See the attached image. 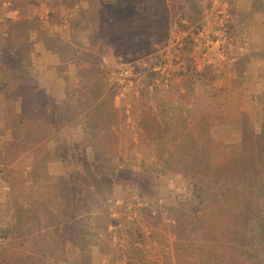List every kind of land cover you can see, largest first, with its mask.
<instances>
[{"label":"rangeland","instance_id":"rangeland-1","mask_svg":"<svg viewBox=\"0 0 264 264\" xmlns=\"http://www.w3.org/2000/svg\"><path fill=\"white\" fill-rule=\"evenodd\" d=\"M52 1L57 4L49 10ZM89 1L95 0H0L1 148L8 151L17 139L25 142L15 145L0 164V209L8 213L17 202L33 215L30 227L39 225L40 230L33 232L38 241L52 245L49 253L62 247L59 239L63 226L58 222L54 197L62 190L59 177L64 168L54 157L51 139L31 123L41 118L44 109L36 92L23 86L19 73L23 67V74L37 79L51 107L71 127L58 135L62 141L72 135L85 146L89 159L97 158L98 147L108 142L111 148L107 153L112 160L122 161L118 163L123 178L116 185L103 188L97 195H79L72 224L74 247L66 245V253L79 254L80 264H124L123 251L130 245L155 255L158 241L172 243L175 236L168 227L182 217L183 209L192 212V207L200 209L203 203L217 204L216 191L189 178L180 168L152 171L156 175L152 176L154 185L147 188L148 179L143 177L147 168L143 165L154 164L142 160L154 158L147 154L150 148L158 151L164 146L158 135L164 122L175 112L180 119L184 99L180 86H186L185 81H178L182 71L208 74L215 61L228 65L230 57L238 56L244 47L251 24L254 22L256 31L264 27V0H136V6L126 7L132 17L118 16L116 22L105 20L104 13L92 2L87 4ZM127 19L131 25L124 26ZM129 29L134 37H127ZM124 69L133 73L132 86L121 84L119 73ZM166 86L174 92L169 101L161 94ZM188 91L187 98L191 88ZM5 96L11 97V112L1 102ZM244 96L239 98L243 108L237 117L204 115V121L193 129L182 115L197 144L199 133L208 140L213 162H220L229 150L226 142L230 136L224 122L240 119L245 112L258 120V108L248 106L249 97ZM7 112L23 118L26 124L17 139L16 129L6 126L10 119L2 120ZM78 118L86 125L78 124ZM22 131L27 134L23 138ZM225 135L226 139L221 138ZM38 139L47 145L40 146ZM73 158L77 160L72 171L80 179L72 175L81 180L84 168L88 169L80 154ZM140 207L147 210L139 216ZM64 219L69 220V213ZM133 246L132 252L136 251ZM25 251L32 256L29 247ZM48 258L42 264L62 261L57 256ZM160 263L164 264L162 260Z\"/></svg>","mask_w":264,"mask_h":264},{"label":"trees","instance_id":"trees-1","mask_svg":"<svg viewBox=\"0 0 264 264\" xmlns=\"http://www.w3.org/2000/svg\"><path fill=\"white\" fill-rule=\"evenodd\" d=\"M91 2L87 4L91 5ZM56 4L52 1L48 9H54ZM93 4L96 10L104 13L105 20L114 19L116 22L118 16L119 18L123 15L132 17L133 13H130L126 7L136 6L137 1L95 0ZM127 25H131L129 19L124 23V26ZM125 31L126 29L123 32ZM135 35L132 29H129L127 37ZM139 36L144 38L143 35ZM89 48L92 49L93 46ZM74 53L78 54L76 51ZM22 68H19V73L22 76L23 86L36 92L39 106L44 109V112H41V118L33 119L31 123L38 126L42 134H47L45 137L51 139L54 157L62 163L64 168V174L59 177L63 186L62 190L57 191L54 197L59 210L58 222L63 226L61 239L58 238L62 247L59 250L54 249L56 253H49L52 245L49 242L44 244L45 241H38L36 238L38 235L33 234L37 229L40 230V227L37 228L39 225H36V229L30 227L33 215L15 202L14 206L7 211L8 213L0 209L5 215L0 214V264H42L48 256L60 257L62 261L57 263L55 260L57 264H80L79 254L66 253V245H69L68 248L71 249L74 247L72 224L77 216L78 197L84 192H88L91 196L97 195L103 188L116 185L123 178V173L121 174L123 168L118 163L122 161L112 160V156L107 153L111 148L108 142L98 147L99 154L97 158L94 155V159L88 158L85 146L77 143L71 137L72 135L68 140L63 138L65 142L63 143L62 137L58 135H63L65 130L69 131L71 127L63 123L65 117L51 107L49 97L38 86L37 79L34 80L33 76L23 74ZM9 99L11 97L5 96L1 102L6 104L11 112L13 107L9 106ZM259 102L257 108L261 119L256 120L245 112L242 118L228 119V122L223 123L230 139L226 142L229 150L220 162L212 161L209 142L203 139L206 138L204 135L198 136V139L201 138L199 144L193 140L191 130L182 121L180 111L179 120L176 119L178 112H175L171 119L164 122L161 127L162 132L158 134L164 146L158 151V148H150L147 154H152L154 158L142 160V162L154 164L153 167L143 165V169L147 168V174L143 175L148 179L147 188L154 185L152 176L156 175H153L152 171H157L159 167L180 168L189 178L201 183L207 189L216 191L219 200L217 204L203 203L200 209L192 207V212L191 210L188 212L187 208L183 209L182 217L170 223L168 227L174 234L175 240L172 243H167L165 239L157 240L159 247L155 255L145 254L133 245L125 248L123 251L125 259L122 258L124 264H161L160 260L164 264H264V152L257 149L255 142L256 132L264 133V91ZM10 112L4 113L2 120L7 122L10 119L6 126L16 129L17 139L19 130L24 129L26 124L23 118H18ZM77 121L82 126L85 123L82 118H78ZM22 122L23 127H21ZM2 131L3 129H0V140L3 138ZM25 135L27 134L22 131V138ZM37 142L40 146L47 145L43 139L40 141L38 139ZM18 144L23 145L25 142L17 139L13 141L8 151H3L1 148L3 144L0 141V164L8 158L13 147ZM79 154L84 161V167L88 169L87 171L84 168L81 180L76 179V177L79 178L78 173L72 171L77 160L73 156ZM73 173L76 177L72 175ZM146 210V207H140L139 216ZM67 213H69V220L64 219ZM28 241H31L30 245L25 244ZM132 246L136 251L132 252ZM28 247L29 254L32 256L27 255L25 251ZM171 255L174 258L173 263Z\"/></svg>","mask_w":264,"mask_h":264},{"label":"crops","instance_id":"crops-1","mask_svg":"<svg viewBox=\"0 0 264 264\" xmlns=\"http://www.w3.org/2000/svg\"><path fill=\"white\" fill-rule=\"evenodd\" d=\"M240 2L244 4L243 1ZM243 40H246L244 47L238 56L230 57L228 65L215 61V67L209 68L208 74L203 73L205 71H197L195 74L192 69L182 71L178 81H185L186 86H180V97L184 98L180 112L191 128H198L196 125L199 121H204V115L211 118L209 115L223 113L237 117L243 108L239 98L245 97L244 95L249 97L248 106L259 107V98L264 90V27L256 31L253 22ZM189 88L191 96L188 99ZM161 94L168 101L174 98V92L168 86L162 89ZM206 98H209L207 104ZM257 118L261 119L260 114ZM212 121L218 123L215 119ZM222 137L227 138L226 135ZM255 142L257 149L264 152V133L256 132Z\"/></svg>","mask_w":264,"mask_h":264},{"label":"built area","instance_id":"built-area-1","mask_svg":"<svg viewBox=\"0 0 264 264\" xmlns=\"http://www.w3.org/2000/svg\"><path fill=\"white\" fill-rule=\"evenodd\" d=\"M121 84L128 87L132 86L133 73L131 69H124L119 73Z\"/></svg>","mask_w":264,"mask_h":264}]
</instances>
